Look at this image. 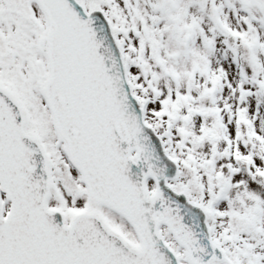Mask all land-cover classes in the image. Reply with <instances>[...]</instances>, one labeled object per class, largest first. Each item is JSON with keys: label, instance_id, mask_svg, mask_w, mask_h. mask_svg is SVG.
I'll list each match as a JSON object with an SVG mask.
<instances>
[{"label": "snow or ice", "instance_id": "snow-or-ice-1", "mask_svg": "<svg viewBox=\"0 0 264 264\" xmlns=\"http://www.w3.org/2000/svg\"><path fill=\"white\" fill-rule=\"evenodd\" d=\"M0 264H264V0H0Z\"/></svg>", "mask_w": 264, "mask_h": 264}]
</instances>
